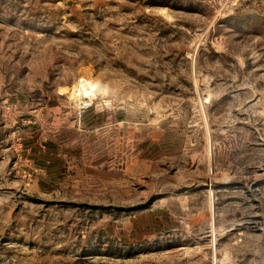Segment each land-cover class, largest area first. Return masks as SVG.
I'll list each match as a JSON object with an SVG mask.
<instances>
[{
  "label": "rangeland",
  "instance_id": "1",
  "mask_svg": "<svg viewBox=\"0 0 264 264\" xmlns=\"http://www.w3.org/2000/svg\"><path fill=\"white\" fill-rule=\"evenodd\" d=\"M0 0V264H264V11Z\"/></svg>",
  "mask_w": 264,
  "mask_h": 264
},
{
  "label": "built area",
  "instance_id": "2",
  "mask_svg": "<svg viewBox=\"0 0 264 264\" xmlns=\"http://www.w3.org/2000/svg\"><path fill=\"white\" fill-rule=\"evenodd\" d=\"M236 5V0H225L220 9L223 12H232L236 8Z\"/></svg>",
  "mask_w": 264,
  "mask_h": 264
},
{
  "label": "crops",
  "instance_id": "3",
  "mask_svg": "<svg viewBox=\"0 0 264 264\" xmlns=\"http://www.w3.org/2000/svg\"><path fill=\"white\" fill-rule=\"evenodd\" d=\"M242 2L248 5V8H257L264 11V0H242Z\"/></svg>",
  "mask_w": 264,
  "mask_h": 264
}]
</instances>
